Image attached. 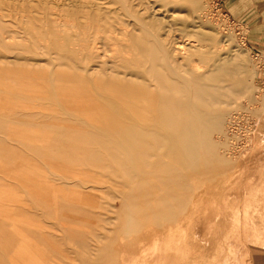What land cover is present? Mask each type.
Segmentation results:
<instances>
[{"label": "rangeland", "instance_id": "374dc122", "mask_svg": "<svg viewBox=\"0 0 264 264\" xmlns=\"http://www.w3.org/2000/svg\"><path fill=\"white\" fill-rule=\"evenodd\" d=\"M127 2L129 9L121 0H0V102L2 96L7 101L16 93L8 100L14 105L0 103V264H36L14 250L28 241L43 251L45 244L63 242L65 264H264V0H195L194 8L179 0ZM149 27L168 46L183 44L193 53L169 57L168 62L162 50L151 51ZM83 30L101 36L99 46L110 45L102 59L91 54L87 64L85 52L79 58L76 46L82 42ZM238 54L249 69L239 77L233 74ZM110 65L121 72L126 68L127 79L160 97L184 96L180 73L195 80L192 76L219 67L223 71L212 84L222 87L225 96L233 95L240 78L254 90L238 102L198 103L208 120L224 112L226 130L223 136L213 131L205 137L198 132L205 153L199 163L192 150L177 142L187 116L174 110L169 117L158 100L154 109L145 106L150 112L146 121L134 124L146 131L135 140L138 149H106L101 143L117 133H108L111 120L100 121L92 112L84 114L76 102L65 103L61 89L64 82L66 89L77 90L87 81L93 93V81L116 77L102 72ZM226 69L229 73H224ZM28 79L42 83L43 90ZM66 83L75 85L69 88ZM106 89L101 91L113 94ZM157 108L160 115H155ZM231 120L239 124H235L237 137L230 133ZM91 123L99 129L93 124L88 128ZM77 244L85 246L91 261L73 260L81 254ZM88 244H97L95 251Z\"/></svg>", "mask_w": 264, "mask_h": 264}, {"label": "bare ground", "instance_id": "6f19581e", "mask_svg": "<svg viewBox=\"0 0 264 264\" xmlns=\"http://www.w3.org/2000/svg\"><path fill=\"white\" fill-rule=\"evenodd\" d=\"M149 1H151V0H149ZM179 1H183V2H186V3H188V4H190V5H192V8H194L195 7V0H179ZM91 2V1H90ZM121 2L124 4H122V6H125L126 8H127V6L129 5L128 4V2H127V0H121ZM153 2V1H152ZM44 3V2H43ZM82 3H83V1H82ZM112 3V2H111ZM150 3V2H149ZM90 5V4H89ZM138 5V4H137ZM153 5V4H152ZM98 6V5H97ZM135 6V5H134ZM149 6V5H148ZM147 6V7H148ZM90 7V6H89ZM93 7H94V5H93ZM139 7H140V2H139ZM143 7V6H142ZM151 7H153V6H151ZM85 8V7H84ZM101 8H103V7H101ZM49 9H51V8H49ZM127 9H129V7L127 8ZM142 9H144V8H142ZM138 10V9H137ZM148 10V9H147ZM56 11V10H55ZM54 11V12H55ZM90 11V10H89ZM158 11V10H157ZM59 12V11H58ZM88 12V11H87ZM159 12V11H158ZM84 13V12H83ZM86 13V12H85ZM93 13V12H92ZM128 13V12H127ZM134 13V12H133ZM144 13V12H143ZM177 13H180V12H177ZM55 14H56V12H55ZM59 14V13H58ZM105 14V13H104ZM142 14V13H141ZM87 14H85V16H86ZM92 15H94V14H92ZM127 15V14H126ZM136 15H137V13H136ZM152 15V14H151ZM160 15V14H159ZM168 15V14H167ZM64 16V15H63ZM88 16H89V14H88ZM90 16H91V13H90ZM90 16H89V18H90ZM105 16V15H104ZM170 16V15H169ZM131 18H133V15L132 16H130ZM163 17V16H162ZM171 18H173L174 17V15H172L171 14V16H170ZM67 18V17H66ZM83 18V17H82ZM106 18V17H105ZM166 18V17H165ZM175 18V17H174ZM173 18V19H174ZM40 19V18H39ZM60 19V18H59ZM87 19V18H86ZM104 19V18H103ZM109 18H108V16H107V20H108ZM63 20H64V18H63ZM66 20V22L68 21V19H65ZM64 20V21H65ZM89 20V19H88ZM125 20V19H124ZM54 21H55V19H54ZM169 21V20H168ZM41 22V21H40ZM51 22V21H50ZM88 22V21H87ZM105 23H106V21H104ZM56 23V22H55ZM68 23H69V21H68ZM67 23V24H68ZM86 23V22H85ZM128 23V22H127ZM133 23H135V22H133ZM62 24H64V23H62ZM34 25V24H33ZM69 25V24H68ZM89 25V24H88ZM88 25H86V26H88ZM132 25V24H131ZM139 25H140V23H139ZM143 25V24H142ZM84 26V25H83ZM106 26H107V24H106ZM110 26V25H109ZM133 26V25H132ZM172 26H174L173 24L171 25V27ZM36 27V26H35ZM38 27V26H37ZM55 27V26H54ZM127 27V26H126ZM143 27V26H142ZM45 28H46V26H45ZM68 28V27H67ZM101 28H103V29H105L103 26L101 27ZM112 28V27H111ZM110 28V29H111ZM166 28H170V27H168V26H166ZM185 28H186V26H185ZM194 28V27H193ZM63 30H65L64 28H62ZM69 29V28H68ZM68 29H67V31H68ZM75 29V28H74ZM73 29V30H74ZM109 29V30H110ZM123 29V28H122ZM35 30V29H34ZM57 30H58V28H57ZM69 30H71V28L69 29ZM78 30V29H77ZM112 30V29H111ZM169 30V29H168ZM75 32H76V30H74ZM84 32H83V34H81L80 33V35H79V37L81 36V40L80 41H82L81 43H77V48H76V50L80 53L79 54V58H80V55L81 54H83L84 52L86 53V55L84 56V58L85 59H88L86 62H87V64L90 62V56H91V54L93 55V57H94V59H96L95 57H97V58H100V59H102L101 57H104V55H106L109 51H110V45L107 43V44H102L101 46H99L100 44H99V41H98V39H100V37L101 36H99V38H97V36L95 37L93 34H90V33H85V30H83ZM103 31V30H102ZM113 32L115 31V30H112ZM112 31H111V36L113 35L112 34ZM117 31V30H116ZM120 31V30H119ZM124 31H126V30H124ZM146 31L148 32V35H149V38H153L152 40L151 39H148L147 40V42H148V44H149V47L151 48V51H154L155 49H160V50H162V52H164V53H166V55H167V61L169 62L170 60H168L169 59V57L170 58H174V57H178V56H181L182 57V55H188V54H191V53H193V52H191V53H189L190 52V49L189 48H187V46L186 45H183V44H179V46L177 45L176 47H172V46H168L167 44H165L166 42L165 41H161L158 37H157V35H156V33H154L153 32V30H150V27L149 28H146ZM183 31V30H182ZM49 32V31H48ZM61 32V31H60ZM63 32V31H62ZM94 32V31H93ZM145 32V31H144ZM162 32V31H161ZM168 32V31H167ZM175 32V31H174ZM185 32V31H184ZM40 33H42V32H40ZM54 33H56V32H54ZM99 33V32H98ZM102 33V32H101ZM106 33V32H105ZM116 33V32H115ZM125 33H127V32H124V34ZM129 33H130V30H129ZM188 33V32H187ZM193 33H196V32H194L193 31ZM31 34V33H30ZM36 34V33H35ZM61 34V33H60ZM62 34H64V33H62ZM97 34V33H96ZM108 34H110V31L108 32ZM107 34V35H108ZM119 34V33H118ZM141 34V33H140ZM189 34H190V32H189ZM6 35V34H5ZM4 35V36H5ZM83 35V36H82ZM200 35V34H199ZM103 36V35H102ZM110 36V35H109ZM121 36H123V33H122V35ZM125 36V35H124ZM142 36H143V34H142ZM164 36H165V34H164ZM184 36H186V35H184ZM189 36H191V35H189ZM188 35H187V37H189ZM193 36V35H192ZM87 37H89V38H93L92 40H89ZM115 37V36H114ZM127 37V35L125 36V38ZM131 37V36H130ZM145 37V36H144ZM75 38V37H74ZM112 38V37H111ZM124 38V39H125ZM45 39H46V37H45ZM122 38H120V40H121ZM144 39V38H143ZM181 39V38H180ZM8 40V39H7ZM40 40H42V39H40ZM44 40V39H43ZM100 40H103V39H100ZM126 40H127V38H126ZM131 40V39H130ZM146 40V39H145ZM182 40V39H181ZM53 41V40H52ZM64 41V40H63ZM62 40L60 41V42H63ZM73 41V40H72ZM75 41H77V40H75ZM108 41H110V40H108ZM41 42H43V41H41ZM48 42V41H47ZM69 42V41H68ZM101 42V41H100ZM111 42V41H110ZM123 42H124V40H123ZM126 42V41H125ZM173 42H175V41H173ZM184 42V41H183ZM101 43H103V41L101 42ZM126 43H129L128 42V40H127V42ZM187 43V42H186ZM44 44V43H43ZM43 44H41L42 46H43ZM113 44L114 43H112L111 44V46L113 47ZM131 44V43H130ZM129 44V45H130ZM139 44V43H138ZM194 44H195V42H194ZM46 45H48V44H46ZM66 45V44H65ZM132 45V44H131ZM188 45V44H187ZM192 45V44H191ZM8 46H9V43H8ZM116 45H114V47H115ZM137 46V45H136ZM205 46V44H203V47ZM207 46H208V44H207ZM214 46H217V45H215L214 44ZM6 47V46H5ZM59 47V46H58ZM189 47V46H188ZM191 47H194V46H190V48ZM218 47V46H217ZM71 48H73V47H71ZM125 48V47H124ZM195 48V47H194ZM205 48V47H204ZM210 48V47H209ZM208 48V49H209ZM195 49H198V47H196ZM194 49V50H195ZM206 49V48H205ZM217 49V48H216ZM221 49V48H220ZM10 50H12V48H10ZM113 50H114V48H113ZM118 50V49H117ZM142 50V49H141ZM159 50V51H160ZM200 50H202V49H200ZM199 50V51H200ZM204 50V49H203ZM131 51V50H130ZM129 51V52H130ZM134 51V50H133ZM198 50H197V52H199ZM122 52V51H121ZM124 52V51H123ZM129 52H127V54L129 53ZM140 52V54H141V56H145V50H142V52L141 51H139ZM139 52H138V54H139ZM148 52H149V50H148ZM196 52V53H197ZM111 53H112V51H111ZM113 53H116L115 51H113ZM201 53V52H200ZM130 54V53H129ZM198 54V53H197ZM206 54V53H205ZM66 55V54H65ZM109 55V54H108ZM130 55H132V54H130ZM148 55V54H147ZM165 55V54H164ZM116 56V55H115ZM129 56V55H128ZM190 56H192V55H190ZM194 56V55H193ZM108 57V56H107ZM113 57V56H112ZM111 57V58H112ZM187 57V56H186ZM205 57V56H204ZM234 57V56H233ZM70 58V57H69ZM115 58V57H114ZM146 58V57H145ZM179 58V57H178ZM184 58V57H183ZM197 58H199V57H196V59ZM51 59V58H50ZM107 59V58H106ZM106 59L104 58V60L106 61ZM147 59V58H146ZM146 59H145V61H146ZM161 59V58H160ZM176 59V61L175 62H178V59L177 58H175ZM174 59V60H175ZM181 59V58H180ZM186 59V58H185ZM188 59V58H187ZM190 59V58H189ZM194 59H195V57H194ZM225 59V58H224ZM73 60V59H72ZM112 60H115V59H112ZM131 60V59H130ZM128 61V60H127ZM144 61V60H143ZM153 61V60H152ZM160 61V60H159ZM166 61V62H167ZM182 62H183V60H181ZM186 61V60H185ZM84 62V61H83ZM82 62V63H83ZM111 62H113V61H111ZM148 62V61H147ZM147 62H146V65H147ZM162 62V61H161ZM160 62V63H161ZM189 63H190V61H188ZM53 63V62H52ZM98 63V62H97ZM101 63L102 62H100V65H101ZM107 63H108V59H107ZM150 63V62H149ZM156 63H157V60H156ZM155 63V64H156ZM172 63H173V61H172ZM185 63V62H184ZM183 63V64H184ZM99 64V63H98ZM102 64H104V63H102ZM111 64V63H110ZM174 64V63H173ZM187 64V63H186ZM186 64H185V66H186ZM193 64V63H192ZM191 64V65H192ZM201 64H203L202 62H201ZM205 64V63H204ZM234 68H233V74L234 75H236L237 77H239L238 75H242L243 73H246V72H248L249 71V69H248V67H247V65H246V61L244 60V58L242 57V55L241 54H238L237 56H236V58L234 59ZM115 65V64H114ZM112 66V65H110V67H108V69H105L104 71H102L103 73H106L107 72V74H109V75H116V77L115 78H113V76H111L112 78L110 79H106V80H100V79H96L95 81H93V86H94V89H95V92H93L92 93V91H94V90H91V88H90V85L92 86V84L91 83H89L88 84V82L87 81H84L83 83H82V86L81 87H77L78 89L77 90H73V89H76V88H73V87H75V86H73V84L75 85V83H71V87H72V89H66L65 88V82H64V89H61V88H63V87H61V86H55V87H61V88H58V89H61L62 90V92L61 91H58V92H61V93H63L64 92V95L63 94H61L60 95V93H59V95H60V97L63 95V100H64V102L65 103H69L70 101L71 102H76L75 104H77V106L79 107V109L81 108L82 109V112L85 114V113H87V112H92V116L94 117V114H95V116L97 117V119L98 120H106V119H108V120H111V121H109V122H111V124H112V128H109V131H108V133H110V131L112 132V130H117V131H115V132H117L116 134H113L110 138V140H109V142H102L101 143V146L100 147H104V148H106V149H112V148H117V149H127V150H136V149H138V145H136L137 143L135 142V140H137L138 139V141L140 140V137L142 138V136L146 133V131H145V129H144V127L143 126H141V125H134L135 123H138V122H140V123H142V121H146V116L150 113L149 112V110L148 109H146V108H148V107H151L152 109H154V101L155 100H158L159 102V104L158 105H162L163 107H162V113H164V114H166V115H169V117L171 116V117H173L172 116V113H173V111L175 110V111H182L186 116H187V123H185L184 121L181 123V129H180V134H179V136L177 137L178 139H177V142H178V144L184 149V150H192L193 152H194V155H195V160H196V162H200L201 160H204V158H203V156H204V150H200V145H199V142H198V136H197V134H198V132L200 131L201 133H203V135L205 136V137H208V134L209 133H211V132H217L218 134H222V136L223 135H226V130H225V128H224V125H223V123H224V119H225V113L224 112H218V113H216V114H214L211 118H209V120H208V118H205L204 117V115H202V113H201V111H203V110H199L198 108H200V107H198V103L200 102V103H216V104H223V101H225L224 99H230V100H233V101H235V102H238V100H240V98L242 97V96H244V95H248V94H250V93H252V91L254 90V88L247 82V80L244 78V79H242L241 80V78H240V80H239V83H238V87L233 91V95L231 96V97H228V96H225L223 93H221V89H222V87H219V86H216V85H214V84H212V82H214V81H216L217 80V75H221V72L223 71V69L221 68V67H219V68H217V69H213V70H211V71H207V72H205V71H203V72H200V73H198L199 71H202V70H199L198 72H196V73H198V74H196V76H192V73H189L191 76H192V78L193 79H195V80H192V79H189V78H184L182 75H184V74H182L181 75V73L178 75V74H176V75H178L179 76V80L181 79V81H183V82H185V87H184V90H183V94H184V96H182V97H175L174 95H167V96H162V94H161V97L160 96H158L156 93L154 94V93H151L150 91H148L147 90V88H144L143 86H140V85H137V84H135V82H133V81H130L129 79H127V77H128V73H127V71H126V68H124L125 69V71L124 72H121V71H119V70H117L118 68L117 67H115V66ZM131 65V64H130ZM134 65V64H133ZM143 65V64H142ZM168 65V64H167ZM170 65V64H169ZM176 65V64H175ZM190 65V66H191ZM198 65H199V63H198ZM198 65H196V67L198 66ZM99 66V65H98ZM135 66V65H134ZM137 66V65H136ZM170 66H172V65H170ZM194 66V65H193ZM201 66V65H200ZM204 66V65H203ZM206 66H208V65H206ZM95 67V66H94ZM99 67H104V66H99ZM133 67V66H132ZM140 67H142V66H140ZM169 67V66H168ZM178 67V66H177ZM195 67V68H196ZM107 68V67H106ZM117 68V69H116ZM171 68V67H170ZM173 68V67H172ZM189 68V67H188ZM191 69H192V67H190ZM195 68H193V69H195ZM204 68V67H203ZM208 68V67H207ZM102 69H104V68H102ZM129 69V68H128ZM157 69V68H156ZM159 70H160V68H158ZM61 70V69H60ZM63 70V69H62ZM190 70V69H189ZM198 70V69H197ZM204 70H205V68H204ZM55 71V70H54ZM67 72H69V70H66ZM72 71H74V70H72ZM97 71V70H96ZM151 71V70H150ZM173 71V70H172ZM184 71V70H183ZM195 71V70H194ZM226 71L229 73V70H224V73H226ZM76 72V71H75ZM88 72V69H85V73H87ZM91 72V71H90ZM149 72V71H148ZM156 72V71H155ZM167 72V71H166ZM174 72H175V70H174ZM192 72V71H191ZM158 73V72H157ZM165 73V72H164ZM173 73V72H172ZM175 73H177V72H175ZM65 74V73H64ZM66 74H68V73H66ZM70 74V73H69ZM71 74H72V72H71ZM84 74V73H83ZM120 74H122V75H120ZM78 75H79V73H78ZM131 75H133V76H136V78H140V76H139V74H131ZM176 75H175V77H176ZM96 76V75H95ZM118 76H121V77H118ZM123 76V77H122ZM9 78V77H8ZM10 78H14V77H10ZM105 78H107V77H105ZM177 78V77H176ZM24 79H26L27 80V78H24ZM95 79V78H94ZM144 81H146L145 79L146 78H142ZM183 79V80H182ZM4 80V79H3ZM18 80V79H17ZM16 80V81H17ZM31 80H32V82L34 81L33 79H28V82L30 81L31 82ZM156 80V82L158 83V84H160V80L159 79H155ZM7 81V80H6ZM10 81V80H9ZM8 81V82H9ZM35 81H37L36 79H35ZM34 81V82H35ZM40 81V80H39ZM11 82V81H10ZM31 82V83H32ZM34 82H33V84H34ZM40 82H42V80L40 81ZM59 82V83H58ZM90 82V81H89ZM178 83H180V81H177ZM17 83V82H16ZM27 83V82H26ZM30 83V84H31ZM36 83H38V82H35V84ZM53 83V82H52ZM78 83V82H77ZM76 83V84H77ZM10 84V83H9ZM30 84H29V86H30ZM35 84H34V86H35ZM39 84V83H38ZM50 84H51V82H50ZM50 84L49 85H47V86H49L50 87ZM56 84H62V83H60V81H57V83ZM67 84V86L66 87H69V84L70 83H66ZM145 84V83H144ZM11 85V84H10ZM9 85V86H10ZM28 85V84H27ZM37 85V84H36ZM44 85V84H43ZM46 85V84H45ZM43 86V87H45L46 88V86ZM146 85V84H145ZM12 86V85H11ZM16 86H17V84H16ZM15 86V87H16ZM24 86H26V85H24ZM33 86V85H32ZM76 86H78V85H76ZM160 86H162V85H160ZM1 87V86H0ZM3 87V86H2ZM6 87V86H5ZM5 87H3V88H5ZM13 87H14V85H13ZM36 87H38V86H36ZM42 87V83L41 84H39V87H38V89L40 88V90L42 89L43 90V88H41ZM71 87H69V88H71ZM104 89V88H107V89H110V90H112V92H113V94L111 93V94H108V92H103V91H101V89ZM6 89V88H5ZM19 89H20V91L19 92H21V88L19 87ZM49 89V88H48ZM53 89H54V87L53 88H51V90H52V92H53ZM93 89V88H92ZM106 89V90H107ZM175 89H177V87L175 86ZM7 90H10L8 87H7ZM14 90V89H13ZM18 90V89H17ZM29 90V89H28ZM47 90V88L45 89V91ZM35 91V90H34ZM72 91H73V93L74 92H76V93H72ZM107 91H109V90H107ZM177 91H178V89H177ZM8 92V91H7ZM10 92V94L13 92L12 91V89H11V91H9ZM14 92H16V90L14 91ZM25 93H26V90L24 91ZM23 92V93H24ZM31 92H33V91H31ZM37 94L39 93V92H37V91H35ZM40 92H42V91H40ZM47 92H49L48 90H47ZM58 92H57V94H58ZM166 92L167 93H172V91L171 90H167L166 89ZM180 92V91H179ZM54 93H55V90H54ZM174 93H176V92H174ZM181 93V92H180ZM14 94V95H13ZM12 95L13 96H15L16 95V93H13ZM35 94V93H34ZM39 94H42V93H39ZM44 94H45V92H44ZM56 94V93H55ZM55 94H54V96H55ZM47 95H49L48 93H46L45 94V96H47ZM53 95V94H52ZM1 96V95H0ZM13 96L11 97V100L10 99H7V101L5 100V98H7V97H5V96H2L1 98H3V101L2 102H4V101H6L7 103V105L6 106H8V103H9V105L11 104V105H14L13 103H10V101H12V98H13ZM36 96H38V95H36ZM40 96V95H39ZM49 96H51V95H49ZM9 97V96H8ZM58 97V96H57ZM59 98V97H58ZM105 98V99H104ZM162 98V99H161ZM103 99V100H102ZM176 99H178V101L176 100ZM250 99H251V97H250ZM1 100V99H0ZM8 100H10V101H8ZM15 101V100H14ZM59 101V100H58ZM61 101V100H60ZM111 101H113L112 103H111ZM262 101V100H261ZM2 102H0L1 104H2ZM18 102V101H17ZM15 103V102H14ZM62 103V102H61ZM110 103V104H109ZM5 103H3V105H4ZM31 104V103H30ZM64 104V103H63ZM105 104H108V106L109 105H111L110 107H108L107 105H105ZM2 105V106H3ZM22 105V104H21ZM39 105V104H38ZM70 105V104H69ZM5 106V105H4ZM62 106V105H61ZM61 106H60V108H61ZM64 106H65V104H64ZM72 106V105H71ZM70 106V107H71ZM74 106V105H73ZM145 106H146V108H145ZM9 107V106H8ZM14 108L16 107V106H13ZM69 107V106H68ZM68 107L66 108V109H68ZM106 107H108L107 109H106ZM156 107H157V105H156ZM17 108V107H16ZM62 108H64V107H62ZM80 109V110H81ZM158 109V108H157ZM73 109H72V107H71V111H72ZM74 110H75V108H74ZM96 110H98V111H96ZM65 111V110H64ZM68 111H70V110H68ZM75 111H78V110H75ZM64 113V112H63ZM62 113V114H63ZM89 113V114H90ZM94 113V114H93ZM98 113V114H97ZM155 113H156V111H155ZM88 114V113H87ZM159 114V109H158V113L157 114H155V115H158ZM15 115V114H14ZM69 115V114H68ZM71 115V114H70ZM75 115H76V113H75ZM80 115V114H79ZM160 115V114H159ZM165 115V116H166ZM4 116H6V115H4ZM3 116V117H4ZM90 116V115H89ZM71 117V116H70ZM75 116H73V119H77V118H74ZM76 117H77V115H76ZM80 117V116H79ZM78 117V118H79ZM84 117V115L83 116H81V118H83ZM95 117V118H96ZM72 118V117H71ZM145 118V119H144ZM80 119V118H79ZM159 119H160V117H159ZM162 119V118H161ZM235 119V118H234ZM233 119V120H234ZM82 120V119H81ZM86 120V119H85ZM237 120H238V118H237ZM49 120H47V122H48ZM87 121H88V119H87ZM92 121V120H91ZM97 121V120H96ZM59 122V121H58ZM93 122V121H92ZM106 122V121H105ZM105 122H102V123H105ZM210 122H212V124H213V126H211V127H208L207 126V123H210ZM84 123V122H83ZM89 123V122H88ZM94 125V123H91V126H89L88 128H92L93 127V125ZM235 124H237V125H239L238 123H236V121L234 122V121H232L231 120V122H230V124L228 125V126H230V133H231V135H233V136H236L237 137V131H236V128L238 127V126H236ZM49 125V124H48ZM70 124H68V126H69ZM72 125V124H71ZM100 125H102V124H100ZM129 125V126H128ZM144 125V124H143ZM73 126V125H72ZM72 126H70L71 128H72ZM85 126V125H84ZM44 127V126H43ZM95 127H98L97 126V124L95 123V125H94V128ZM101 127V126H100ZM107 127V126H106ZM208 129H207V128ZM42 128V127H41ZM73 128H76V127H73ZM86 128V127H85ZM87 128V129H88ZM103 128V127H102ZM108 128V127H107ZM206 128V129H205ZM239 128V127H238ZM237 128V129H238ZM53 129V128H52ZM52 129H51V131H52ZM95 129H97V128H95ZM98 129H99V127H98ZM101 129V128H100ZM50 131V132H51ZM85 131V130H84ZM90 131H92V130H90ZM103 131L105 132L106 130H104L103 129ZM107 131H106V133H107ZM104 132H103V134H104ZM238 132H240V130L238 131ZM12 133V132H11ZM54 133V132H53ZM110 134H112V133H110ZM109 134V135H110ZM240 134V133H239ZM55 135V134H54ZM107 135V134H106ZM108 135V136H109ZM251 135V134H250ZM240 136H241V134H240ZM243 137V136H242ZM241 137V138H242ZM239 138V137H238ZM243 138H245V137H243ZM202 140V139H201ZM200 140V141H201ZM208 143V142H207ZM219 144V143H218ZM203 145V144H202ZM218 146V145H217ZM204 149V148H203ZM203 151V152H202ZM190 160H192V159H190ZM210 160V159H209ZM190 164H191V162H190ZM194 165V164H193ZM11 166V165H10ZM196 166V165H195ZM27 167V166H26ZM192 167V166H191ZM2 171V170H1ZM15 171V170H14ZM17 171V170H16ZM30 191V190H29ZM76 198V197H75ZM13 201V200H12ZM10 202V201H9ZM125 203H127L126 202V200H125ZM125 205V204H124ZM128 205V204H127ZM125 207V206H124ZM127 210V209H126ZM125 210V211H126ZM131 210V209H130ZM129 210V212H131ZM56 211V210H55ZM134 211V210H133ZM127 213V212H126ZM133 213H135V212H133ZM132 213V214H133ZM128 214H130V213H128ZM136 215V214H135ZM132 216V215H131ZM129 217V216H128ZM133 218H134V216H133ZM134 219H136V218H134ZM128 220H129V218H128ZM134 221V220H133ZM133 221L131 222L132 224H134L135 223V221H134V223H133ZM35 222V221H34ZM130 222V221H129ZM138 221H137V225H138ZM126 226H128V225H126ZM135 226H136V224H135ZM132 227V226H131ZM130 227V228H131ZM139 227V225L137 226V228ZM127 228V227H126ZM125 228V229H126ZM136 227H135V229H137ZM133 229H134V227H133ZM127 230V229H126ZM129 232H130V230H129ZM27 235V234H26ZM29 242V241H28ZM30 247V246H29ZM25 248V247H24ZM27 248V247H26ZM29 249V248H28ZM19 251V250H18ZM39 251V250H38ZM42 251V250H41ZM40 251V252H41ZM24 252L26 253V251L24 250ZM30 252V251H29ZM43 252V251H42ZM20 253V252H19ZM28 253V252H27ZM40 255H41V253H40ZM13 256V255H12ZM37 256V255H36ZM12 258V257H11ZM13 258H15L14 256H13ZM29 258V257H28ZM31 258V257H30ZM29 258V259H30ZM42 259H43V257H41ZM21 261V260H20ZM45 261V260H44ZM13 262V261H12ZM27 262H29L30 263V261H27ZM27 262H26V264H27ZM14 263V262H13ZM18 263H20V262H18ZM17 263V264H18ZM22 263V262H21ZM20 263V264H21ZM33 263H35V262H33ZM37 264V263H36ZM47 264V263H46ZM55 264V263H54Z\"/></svg>", "mask_w": 264, "mask_h": 264}, {"label": "crops", "instance_id": "0c3cea01", "mask_svg": "<svg viewBox=\"0 0 264 264\" xmlns=\"http://www.w3.org/2000/svg\"><path fill=\"white\" fill-rule=\"evenodd\" d=\"M63 244H64L63 242L45 244V248L43 251L42 250L43 248H40V246L37 243L30 241V242L17 244L15 246L14 250H15V252L22 253L24 255L25 259L28 258L29 256L32 257L34 259V262L38 263V264H46V263L47 264H54V263L55 264H65L64 260H65V258H68V255L63 253L64 250H62V248H61V247H64ZM77 246L80 247V249L77 251H80L81 254H78L75 259L73 258V260L79 259V261L82 263H85L87 261L88 262L91 261L90 255L88 253L87 254L84 253L85 252V248H84L85 246L83 244H77ZM67 247L69 248L68 244H67ZM89 247H92V250L95 251V249L97 248V244H88V248ZM69 249H71V248H69ZM69 249H68V251H70ZM24 250L26 251V253L24 252ZM40 253H41V255H40ZM41 257H43V259ZM92 257L93 258L97 257V260H98V254L93 253Z\"/></svg>", "mask_w": 264, "mask_h": 264}]
</instances>
